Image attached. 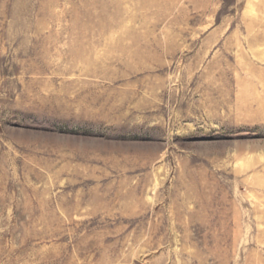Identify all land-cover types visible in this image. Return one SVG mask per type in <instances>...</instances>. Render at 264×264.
<instances>
[{"label":"rangeland","instance_id":"obj_1","mask_svg":"<svg viewBox=\"0 0 264 264\" xmlns=\"http://www.w3.org/2000/svg\"><path fill=\"white\" fill-rule=\"evenodd\" d=\"M0 264H264V0H0Z\"/></svg>","mask_w":264,"mask_h":264}]
</instances>
